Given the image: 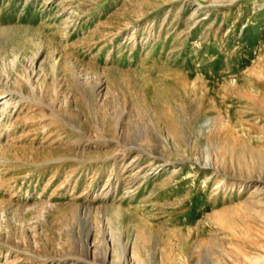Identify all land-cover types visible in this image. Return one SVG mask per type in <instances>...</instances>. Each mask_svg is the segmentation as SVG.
<instances>
[{"label": "rangeland", "instance_id": "374dc122", "mask_svg": "<svg viewBox=\"0 0 264 264\" xmlns=\"http://www.w3.org/2000/svg\"><path fill=\"white\" fill-rule=\"evenodd\" d=\"M0 264H264V0H0Z\"/></svg>", "mask_w": 264, "mask_h": 264}, {"label": "bare ground", "instance_id": "6f19581e", "mask_svg": "<svg viewBox=\"0 0 264 264\" xmlns=\"http://www.w3.org/2000/svg\"><path fill=\"white\" fill-rule=\"evenodd\" d=\"M118 245H120V243H118ZM120 249H121V247H120ZM122 255V257H123V248H122V250H121V252H120V256Z\"/></svg>", "mask_w": 264, "mask_h": 264}]
</instances>
